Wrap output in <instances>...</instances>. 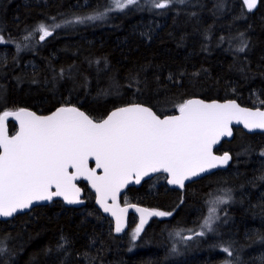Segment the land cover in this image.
Wrapping results in <instances>:
<instances>
[{"label": "trees", "instance_id": "16d2710c", "mask_svg": "<svg viewBox=\"0 0 264 264\" xmlns=\"http://www.w3.org/2000/svg\"><path fill=\"white\" fill-rule=\"evenodd\" d=\"M217 3L188 0L154 9L140 0L37 42L38 33L22 38L41 22L51 24V17L61 21L105 11L110 0H0V29L23 48L17 53L15 44L0 45V58L6 57L0 61V114L25 108L47 115L67 102L98 119L135 100L166 116L178 113L174 103L196 98L264 108V0L251 12L242 0H223L222 9ZM241 33L249 47L237 52ZM133 76L144 83L128 87ZM8 127L16 131L12 122ZM225 152L232 156L227 168L182 191L168 188L163 175L128 189L124 205L173 213L153 218L135 241L131 234L138 219L131 215L126 230L116 233L94 194L80 183V208L54 201L0 221V239L11 252L0 264H223L226 259L264 264V134L234 129L233 140L216 149ZM223 189H231L232 200L218 206L214 232L190 242L169 236L181 228L198 229L207 215L206 201ZM62 237L66 243L58 249ZM229 243L232 257L219 247Z\"/></svg>", "mask_w": 264, "mask_h": 264}, {"label": "snow or ice", "instance_id": "6c2138e0", "mask_svg": "<svg viewBox=\"0 0 264 264\" xmlns=\"http://www.w3.org/2000/svg\"><path fill=\"white\" fill-rule=\"evenodd\" d=\"M148 2L154 9H168L188 0ZM139 3L140 0H110L105 11L86 16L73 15L61 21L51 17V24L41 22L33 32L25 30L27 34L22 39L28 41L38 33L37 42H42L53 36L57 29L103 20L109 12L124 11ZM258 3L259 0H242V7L251 12ZM217 7H224L223 0H218ZM3 32L0 29V45L15 44L17 53L23 50L12 36L6 39ZM248 47L249 42L241 33L235 50L244 52ZM0 61H6V57ZM193 75L198 76L199 73ZM59 76L63 78V69ZM131 80L128 87L144 83L137 76ZM136 91H141V88L137 86ZM174 107L177 115L161 116L149 105L133 100L98 119L67 102L49 115H38L25 108L4 110L0 114V218L13 217L18 212L32 209L33 205L50 203L56 197L70 205L82 204L81 188L76 181L83 179L95 190L96 202L103 211L114 217L116 233L124 230L129 208L140 214L139 226L131 234L135 241L149 218L169 217L173 213L138 207L127 201L121 207L120 193L123 189L129 184L139 185L153 174L163 173L168 184L183 190L186 181L227 166L231 155L227 152L217 155L213 149L223 137L232 136L234 123L243 124L250 131L264 130V111L241 107L235 101L219 103L187 99L174 103ZM9 118L19 126L11 136L8 133ZM260 155L264 156V152ZM90 161L94 166L90 167ZM221 191L222 195L206 201L207 215L198 229L181 228L169 236L187 241L214 232L213 225L220 219L218 206L232 200L231 189ZM180 203H183V196ZM185 231L187 235L183 234ZM61 241L58 249L65 246L63 237ZM219 247L227 256H233L230 243ZM171 251L177 252L175 244ZM5 255L10 256L11 252L7 240L0 239V257ZM223 264L234 262L226 259Z\"/></svg>", "mask_w": 264, "mask_h": 264}, {"label": "water", "instance_id": "95a60500", "mask_svg": "<svg viewBox=\"0 0 264 264\" xmlns=\"http://www.w3.org/2000/svg\"><path fill=\"white\" fill-rule=\"evenodd\" d=\"M260 1V0H259ZM259 4V3H258ZM258 4H257V6H258ZM196 99H199V98H196ZM202 100V99H201ZM205 101V100H204ZM230 101H233V100H230ZM205 102H213V101H205ZM215 102H219V103H225V102H228V101H215ZM237 104H239L237 101H235ZM240 105V104H239ZM241 106V105H240ZM241 107H244V106H241ZM244 108H248V109H251V110H257V109H259V110H261V111H264V108H249V107H244ZM31 111V110H30ZM54 112V111H53ZM52 113V112H51ZM51 113H49V114H51ZM86 113V112H85ZM49 114H47V115H49ZM87 114V113H86ZM178 113H176V114H173V115H177ZM38 115H40V114H38ZM167 116V115H166ZM8 122H12L15 126H16V131L14 132V133H10V131H9V127H8V133H9V135L11 136V135H14L17 131H18V122H16L15 120H13L12 118H9V120H8ZM234 129H242L245 133H247V134H264V130H261V129H255V130H249V129H247V128H244V126H243V124H233L232 125V136L231 137H223L222 139H221V141L217 144V145H215L214 146V149H213V151H214V153L215 154H217L216 153V149H218L220 146H221V144L223 143V142H231L232 140H233V138H234ZM229 154V153H228ZM217 155H221V154H217ZM231 155V154H230ZM232 157V156H231ZM231 161H232V159L228 162V164H227V166H225V167H220V168H216V169H212L211 171H209V172H206V173H203V174H201V176H198V177H194V178H192L191 180H189V181H186L185 182V187L187 186V185H189V184H191V183H194V182H197V181H199L200 179H202V178H204V177H207V176H209V175H211V174H213V173H215V172H217V171H220V170H223V169H225V168H227L229 165H230V163H231ZM91 166H94V162L93 161H90V167ZM98 174H100L99 172H98ZM159 175H163V176H166V174H163V173H157V174H153V176H151V177H146L144 180H142L141 181V183L139 184V185H135V184H129L125 189H123L122 191H121V193H120V205H121V207H123L124 205L122 204V202H121V200H122V197L124 196V194L127 192V190L128 189H130V188H140L146 181H149V180H152V179H154L155 177H157V176H159ZM76 183H77V186L78 187H80L81 188V200H82V196H83V188L79 185L80 183H84V184H86L87 185V187H88V190L89 191H91L93 194H94V196H95V204H96V207H97V209L104 215V216H106L107 218H109L112 222H113V224H114V228H115V220H114V217H112L109 213H105L104 211H103V209L100 207V205L96 202V192H95V190L94 189H92V187H91V185H90V183L89 182H87V181H85V180H83V179H81V180H77L76 181ZM166 186L168 187V188H170V189H173V190H177V191H182L181 189H179V188H177L176 186H174V185H170V184H168L167 183V180H166ZM185 189V188H184ZM183 189V190H184ZM54 201H61L66 207H68V208H80V207H82V205H83V203L82 204H72V205H70V204H67L66 202H64L63 201V199L62 198H60V197H56L52 202H43V203H41V204H39V205H33V208L32 209H29V210H25L24 212H18L17 214H15L13 217H9V218H0V221H8V220H11V219H13L14 217H16L17 215H20V214H25V213H28V212H30L31 210H33L34 208H36V207H38V206H45V205H50V204H52ZM109 203H111V201H109ZM138 207H142V206H139V205H137ZM142 208H144V207H142ZM131 215H133V216H135L137 219H138V222H139V217H140V214L139 213H137L133 208H129V211H128V214H127V218H126V226H125V228H124V230H126V228L128 227V224H129V218H130V216ZM153 218H155V217H151V218H149L148 219V222L145 224V226H147L148 225V223L153 219ZM144 226V227H145ZM123 230V231H124ZM122 231V232H123Z\"/></svg>", "mask_w": 264, "mask_h": 264}, {"label": "rangeland", "instance_id": "374dc122", "mask_svg": "<svg viewBox=\"0 0 264 264\" xmlns=\"http://www.w3.org/2000/svg\"><path fill=\"white\" fill-rule=\"evenodd\" d=\"M218 215H220V211H219V207H218ZM184 235H187L188 233L187 232H185V233H183ZM189 242L190 241H192V240H188ZM186 242V241H185Z\"/></svg>", "mask_w": 264, "mask_h": 264}, {"label": "flooded vegetation", "instance_id": "af4514ba", "mask_svg": "<svg viewBox=\"0 0 264 264\" xmlns=\"http://www.w3.org/2000/svg\"><path fill=\"white\" fill-rule=\"evenodd\" d=\"M121 202H122V200H121ZM122 204L124 205V203L122 202Z\"/></svg>", "mask_w": 264, "mask_h": 264}]
</instances>
